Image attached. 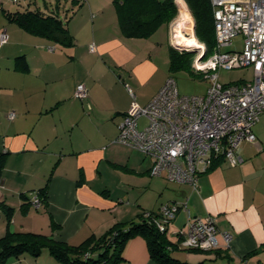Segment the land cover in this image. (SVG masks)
Here are the masks:
<instances>
[{"label":"crops","instance_id":"0c3cea01","mask_svg":"<svg viewBox=\"0 0 264 264\" xmlns=\"http://www.w3.org/2000/svg\"><path fill=\"white\" fill-rule=\"evenodd\" d=\"M10 4L0 0V31L9 35L0 47V242L17 232L79 246L144 212L186 204L193 217L215 220L221 248L174 252L180 261L264 264V116L253 127L256 142L242 143L238 165L217 162L202 172L196 189L167 184L151 175L150 156L116 142L134 101L127 87L144 107L163 86L155 51L146 53L152 37H124L113 0H43L42 7L39 0H22V8L56 10L63 18L76 10L67 22L73 44L63 46L9 20L3 9L17 7ZM80 84L89 92L86 102L74 97ZM46 186L47 204L37 210L26 196ZM186 222L181 209L168 232ZM220 232L233 236L228 249ZM6 264L61 263L45 251ZM120 264L158 263L146 240L136 237Z\"/></svg>","mask_w":264,"mask_h":264},{"label":"built area","instance_id":"2783aa9c","mask_svg":"<svg viewBox=\"0 0 264 264\" xmlns=\"http://www.w3.org/2000/svg\"><path fill=\"white\" fill-rule=\"evenodd\" d=\"M18 3L20 0H8ZM215 26V46L206 60V46L200 48L195 71L207 74L211 87L202 96H183L176 81L167 79L150 103L144 107L127 87L133 102L119 126L116 142L138 149L151 157V175L165 177L170 182L197 187L198 175L212 165V158L222 156L236 166L241 160L243 142L254 143L253 127L264 116V0H211ZM175 32V31H174ZM177 34L173 33V37ZM243 36V50L223 52ZM172 37V38H173ZM6 31L0 32V46L8 42ZM96 50L90 45V51ZM205 58V56H204ZM252 68L254 79L243 85H223L218 71ZM212 72V74H211ZM74 97L87 100L89 92L84 84L77 86ZM11 113L9 118H14ZM148 123L140 128L139 119ZM31 203L41 206L38 193ZM177 204L161 207L163 223L175 220ZM185 229L181 230L183 249L214 250L219 246L218 227L213 218L193 217L186 204ZM178 234V233H177ZM222 237L227 246L233 240L229 232Z\"/></svg>","mask_w":264,"mask_h":264},{"label":"trees","instance_id":"16d2710c","mask_svg":"<svg viewBox=\"0 0 264 264\" xmlns=\"http://www.w3.org/2000/svg\"><path fill=\"white\" fill-rule=\"evenodd\" d=\"M21 2L22 0L16 4L10 2L15 6L17 5L14 11L3 9L5 16L9 20L28 33L44 37L54 43L63 46L73 44L74 37L68 29L67 22L76 10L73 12L71 10L63 18L56 10L45 12L39 6L36 8L27 6L22 8ZM185 2L195 21V35L200 43L206 46L205 59H207L212 55L215 46V26L211 0H185ZM113 3L118 13L121 32L124 37L129 39H149L162 26H167L170 30L171 24L180 14L177 0H113ZM60 4L61 2L57 4V8H59ZM178 51L174 47H170L171 69L191 68L190 66L192 65L186 59L190 54ZM168 79L175 80L173 76H169ZM87 100L80 101L86 102ZM222 160H224L222 156H214L210 167ZM210 167L207 169L209 170ZM201 174L198 175V178ZM35 192L39 194L41 199V206L39 207L41 208L48 201L47 186ZM33 193L29 197L26 196L31 205ZM178 206L179 210L183 207V205ZM162 218V215L157 212H144L138 217L139 222L132 220L116 224L101 237L88 239L79 246L57 242L46 235L8 232L0 242V264H6L11 258L19 259L28 256L38 258L45 251L61 264H120L125 261V248L128 242L136 237H142L146 240L150 257L158 264H189L180 261L173 255L177 251L209 254L219 251V248H221L219 242V246L214 250L183 249L180 247L182 236L179 232L185 229L186 225L176 234L178 236L177 241L172 242L167 235V227L171 222L165 224V232H161L158 227V224L163 223ZM229 246L224 245L225 249H228Z\"/></svg>","mask_w":264,"mask_h":264},{"label":"rangeland","instance_id":"374dc122","mask_svg":"<svg viewBox=\"0 0 264 264\" xmlns=\"http://www.w3.org/2000/svg\"><path fill=\"white\" fill-rule=\"evenodd\" d=\"M46 1L48 2L49 0H46ZM39 5L41 7L43 6V0H39ZM65 5L66 4L64 3V6ZM186 5L184 3L178 4L179 9H180V14L178 18L171 24L170 36H169V31H168L167 26H162L154 34V36H152V38L150 39L149 42H152V44L150 45L151 47L146 51V53H149L150 50L155 51V55L153 57L155 58V61L159 65V74L157 75L156 78L160 81H163V84H162L163 86L166 83L168 77L173 76L174 79L176 80V84H177L178 90L181 95L183 96H202V95H205L208 89L211 87V82H210V79L207 78L208 77L207 74H200L195 71L196 60L200 52L199 51L200 48H197L196 46L179 45L176 43L177 36L173 37V33L178 34L179 32L183 30L182 29L183 25L187 22H190L191 24L185 25V28H187V30L191 32V35L186 34L188 32L187 30L185 31L183 30L182 34L187 38L194 37L197 44H199L200 47L203 45L202 43H200V41L195 35V21L190 11H188L189 10V8H187L188 6L186 7ZM12 6L13 8L16 7L13 4ZM184 9H185L186 14L189 15L188 16L189 18H186L185 20L183 19L181 20L182 22H179L182 11ZM170 41L172 43L175 42L177 44L176 47H177V50H179L178 52L190 54L189 56L186 57V59L188 63L192 65L190 66L191 68L183 67V68L171 69L170 67L171 66L170 45H169ZM243 43H244L243 36H239L233 42L232 47L223 49V52L242 51ZM204 56L205 55H203V58ZM204 60L206 59L204 58ZM216 73H218L219 82L223 85H235V84L243 85V84L253 81L254 79V72L252 68L220 70ZM146 125H147V120L142 119L140 121V128H143ZM242 147H244L243 144L241 148ZM156 178H162V177H156ZM164 180L167 184H172V185L177 184V183L169 182L167 179H164ZM159 182H161V180H159ZM156 211H158V207ZM135 221L139 222V219L135 218ZM178 231H179L178 228H175V226L171 228L167 234L168 238L170 240L173 239L174 241H177L178 236H176V234L178 233Z\"/></svg>","mask_w":264,"mask_h":264},{"label":"bare ground","instance_id":"6f19581e","mask_svg":"<svg viewBox=\"0 0 264 264\" xmlns=\"http://www.w3.org/2000/svg\"><path fill=\"white\" fill-rule=\"evenodd\" d=\"M189 15L188 14H186V12H185V9L182 11V14H181V18H180V21L179 22H182L181 20H185L186 18H189L188 17ZM187 24H191L190 22H187V23H185L184 25H183V30L185 31V30H187V28H185V25H187ZM182 30V31H183ZM182 31L181 32H179L178 34H177V38H176V43L177 44H179V45H186V46H196L197 48H201L200 46H199V44H197V42H196V40H195V38L194 37H191V38H187V37H185L183 34H182ZM188 31V30H187ZM186 34H188V35H191V32H187Z\"/></svg>","mask_w":264,"mask_h":264},{"label":"water","instance_id":"95a60500","mask_svg":"<svg viewBox=\"0 0 264 264\" xmlns=\"http://www.w3.org/2000/svg\"><path fill=\"white\" fill-rule=\"evenodd\" d=\"M172 44V47H174L176 50H177V47H176V43L174 42V43H171ZM204 58H203V56L200 58V60H203Z\"/></svg>","mask_w":264,"mask_h":264}]
</instances>
